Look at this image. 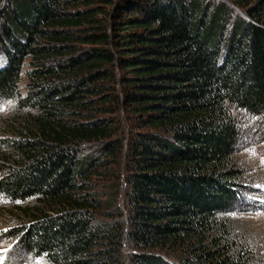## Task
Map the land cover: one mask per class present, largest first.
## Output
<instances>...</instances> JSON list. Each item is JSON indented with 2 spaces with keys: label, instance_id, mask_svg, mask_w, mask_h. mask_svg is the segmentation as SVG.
Listing matches in <instances>:
<instances>
[{
  "label": "trees",
  "instance_id": "1",
  "mask_svg": "<svg viewBox=\"0 0 264 264\" xmlns=\"http://www.w3.org/2000/svg\"><path fill=\"white\" fill-rule=\"evenodd\" d=\"M0 58L17 249L46 264H264L233 210L243 115L264 119V0H0Z\"/></svg>",
  "mask_w": 264,
  "mask_h": 264
},
{
  "label": "rangeland",
  "instance_id": "2",
  "mask_svg": "<svg viewBox=\"0 0 264 264\" xmlns=\"http://www.w3.org/2000/svg\"><path fill=\"white\" fill-rule=\"evenodd\" d=\"M1 61L0 58V64ZM12 106L11 102H0V135ZM242 121L234 158L243 168L241 181L245 192L233 210L245 219L246 227L264 247V119L243 115ZM16 224L17 217L10 214L9 204L0 196V264H46L17 249L14 240L8 238L7 231Z\"/></svg>",
  "mask_w": 264,
  "mask_h": 264
}]
</instances>
